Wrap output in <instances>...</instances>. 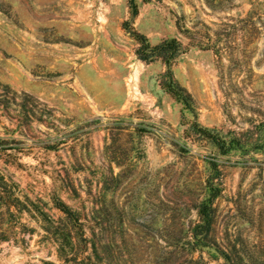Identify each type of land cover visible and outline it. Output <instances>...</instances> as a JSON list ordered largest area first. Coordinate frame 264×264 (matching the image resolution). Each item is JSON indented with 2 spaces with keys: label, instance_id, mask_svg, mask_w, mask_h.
I'll list each match as a JSON object with an SVG mask.
<instances>
[{
  "label": "rangeland",
  "instance_id": "obj_1",
  "mask_svg": "<svg viewBox=\"0 0 264 264\" xmlns=\"http://www.w3.org/2000/svg\"><path fill=\"white\" fill-rule=\"evenodd\" d=\"M127 20L129 0H0V174L18 198L12 214L0 204V264L264 257V152L219 155L190 129L264 121V0L140 2L130 27L182 44L174 77L197 116L163 88L162 59H139ZM211 157L223 192L198 247Z\"/></svg>",
  "mask_w": 264,
  "mask_h": 264
},
{
  "label": "trees",
  "instance_id": "obj_2",
  "mask_svg": "<svg viewBox=\"0 0 264 264\" xmlns=\"http://www.w3.org/2000/svg\"><path fill=\"white\" fill-rule=\"evenodd\" d=\"M150 1L129 0L131 20L125 21L124 27L140 43V47L137 49L139 59L145 62H152L158 58L163 60L166 65V71L162 79L163 88L170 92L185 108L189 109L194 116H197V106L192 94L174 77L173 64L182 55V44L176 37H171L163 39L158 44L153 45L145 34L133 30L130 27L132 20L139 14L140 2ZM190 129L195 135L208 141L219 155H230L233 152H239L242 155L252 152H264V121L254 124L253 129L245 132H237L236 130L204 126L195 118L190 125ZM207 161L212 172L206 180L205 196L196 207L199 221L192 228V243L198 247L210 245L206 239L210 236L215 218L216 209L214 203L223 192L222 183L219 180L221 169L216 157H211ZM6 184L5 177L0 174V204L5 203L8 206L7 212L12 214L11 206L14 205L12 203L18 198H13L12 194L8 190H5ZM57 205L66 213H71L70 208L64 202H58ZM7 237V230L0 229V239L6 240ZM216 249L227 264H264V257L249 256L246 260L245 255L241 254L240 261H236L228 251L219 247Z\"/></svg>",
  "mask_w": 264,
  "mask_h": 264
},
{
  "label": "bare ground",
  "instance_id": "obj_3",
  "mask_svg": "<svg viewBox=\"0 0 264 264\" xmlns=\"http://www.w3.org/2000/svg\"><path fill=\"white\" fill-rule=\"evenodd\" d=\"M134 79H136V77ZM134 82H135V80H134Z\"/></svg>",
  "mask_w": 264,
  "mask_h": 264
}]
</instances>
